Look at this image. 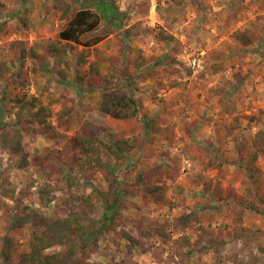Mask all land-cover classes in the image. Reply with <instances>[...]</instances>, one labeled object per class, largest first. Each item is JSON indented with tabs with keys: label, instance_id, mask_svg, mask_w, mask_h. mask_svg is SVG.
Masks as SVG:
<instances>
[{
	"label": "rangeland",
	"instance_id": "374dc122",
	"mask_svg": "<svg viewBox=\"0 0 264 264\" xmlns=\"http://www.w3.org/2000/svg\"><path fill=\"white\" fill-rule=\"evenodd\" d=\"M50 1L0 0V122L22 129L30 155V165L22 169L20 157L0 147L5 177L0 264L6 235L15 240L13 260L28 249L32 228H11L12 216L34 210L62 216L73 195L97 188L95 217L102 220L108 211L100 194L109 189L106 173L120 179L121 190L113 198L122 218L118 230L124 228L139 242L131 252L126 239L118 235L114 242L115 233L104 231L85 247L94 264H264V174L253 192L246 174L253 136L264 129V119L255 123L246 117L264 111V0H70L75 7L86 2L96 11L112 5L123 12L120 29L102 20L93 35L109 33L91 55L59 38L63 23L48 11ZM132 26L139 33L125 42L124 30ZM160 28L172 32L176 42L157 40ZM238 32L252 42L241 43ZM55 46L66 47L68 55L55 52ZM21 47L35 48L47 62L21 58ZM143 58L146 65L138 66ZM66 60L71 68H65ZM94 60L105 76L112 63L130 66L128 89L142 102L138 119L99 116L100 92L84 93L75 82L76 72L87 71ZM59 70H65V79ZM141 70L147 76L140 77ZM117 80L124 82L120 72ZM22 96L36 97L37 108L52 112L50 127L28 122L37 110L29 104L18 116L15 100ZM222 99L235 110L232 114H223ZM85 120L96 122L90 132L108 141L128 139L133 149L120 161L100 151L106 171L89 167L78 139ZM257 166L264 170L263 159ZM140 173L148 174L150 185L166 187V204L155 203L146 186L134 184ZM42 187L57 195L47 205L40 201ZM190 212L202 221L178 226L177 218Z\"/></svg>",
	"mask_w": 264,
	"mask_h": 264
},
{
	"label": "trees",
	"instance_id": "16d2710c",
	"mask_svg": "<svg viewBox=\"0 0 264 264\" xmlns=\"http://www.w3.org/2000/svg\"><path fill=\"white\" fill-rule=\"evenodd\" d=\"M47 7L48 11L58 13L60 21L63 23L58 34L59 38L67 43L83 46L87 49L88 55L92 54L93 48L109 33L106 32L103 36L93 35L98 30L103 19L109 21V23L114 22L119 29L124 26L123 12L112 5L109 10L105 6L100 5L96 11L86 5V2L81 4L80 7H75L74 3L70 0H51ZM124 31L125 42L139 33L133 26L127 27ZM156 38L162 42H176L175 35L165 28L159 29L156 33ZM236 38L243 44H248L253 40L245 32H238ZM53 49L55 52L68 55L66 47L55 46ZM19 55L21 58L30 56L35 63L38 59L43 64L47 62L46 55L39 53L35 48L27 49L26 47H21ZM173 59L175 60V58ZM146 63L147 59L143 58V62L138 64V66L141 65L142 67ZM65 65V68H71L69 60L65 61ZM100 65L101 62L99 60H94L89 62L87 71H77L75 76L76 84L83 85L79 87L84 93L86 91L100 92L98 103L99 116L109 117L118 121L138 119L142 102L133 91L128 89V86L132 84L130 81L132 77L130 66H118L112 63L109 66V75L105 76L101 72ZM35 69H38V67ZM143 70L138 74L140 77L147 76V72ZM119 72L124 84L118 83ZM58 74L65 79V70H59ZM19 76L21 75L19 74ZM99 79H103L106 83H99ZM36 100V97H33L31 101L25 100V96L17 97L15 101L19 107L17 110L18 116L21 117L23 109H26L28 104L33 109L37 108ZM223 101L222 99L221 110L223 114H232L235 110L227 106L228 103ZM51 113L46 107L40 106L36 111L31 112V118H28V122H37L46 129L50 127L47 125V116ZM261 113H264V111L260 110L246 117L251 122L256 123L264 119L261 117ZM63 117L64 114L61 113L59 120L61 121ZM238 119L239 117L236 116L235 120L238 121ZM89 127L92 131L96 130V122L85 120L78 131L80 156L84 155L87 158L89 167L93 168L97 166L106 171L107 163L100 151L109 152L117 161H120L134 147L133 143L128 139L120 138L108 141L101 138L90 132L88 130L90 129ZM252 141V150L249 153L248 164L246 166L247 185L249 183L253 184L252 186L248 185L247 189L250 192H253L257 187V182L260 180L258 175L264 174L263 168L257 166L259 159H263L264 161V129L256 131ZM0 147L5 149L9 154L20 157V167L22 169L30 165V155L26 150L25 135L19 126H12L3 120L2 123L0 122ZM105 177L109 182V189L100 192V194L107 201V205H105L108 211L101 216L102 220L95 217L98 204L94 202V197L95 193L99 191L97 188H94L93 192L88 195H73V198L69 200L71 206L67 210V213L62 216H48L39 210L25 211L17 216H12L11 228L23 229L25 226L30 225L32 230L27 238L28 249L22 252L18 260H13L14 253L12 247L15 244V240L9 235L4 237L5 245L2 248L3 264H94L87 259L85 247L88 246L90 238H95L104 231L110 230L116 235L113 238L114 242H118V235L119 237L122 236L129 242L127 244L128 250L132 252L139 239L124 228L118 230V225L122 222V218L113 198L121 190L120 179L118 177H111L108 173H106ZM4 179L5 177L0 173V184L4 182ZM134 184L146 186L155 203H167L166 187L160 184L150 185L148 174L144 175L140 173ZM8 194L6 192V195ZM56 198L57 195L53 188L42 187L40 201L43 205L51 203ZM77 200L82 202L83 207L77 203ZM201 221V217L197 212H190L177 218V225L181 228H189ZM202 228L207 232L205 227ZM159 231L163 237H170L164 229H160ZM92 241L95 243V240Z\"/></svg>",
	"mask_w": 264,
	"mask_h": 264
},
{
	"label": "built area",
	"instance_id": "2783aa9c",
	"mask_svg": "<svg viewBox=\"0 0 264 264\" xmlns=\"http://www.w3.org/2000/svg\"><path fill=\"white\" fill-rule=\"evenodd\" d=\"M194 63H196V60L194 61Z\"/></svg>",
	"mask_w": 264,
	"mask_h": 264
}]
</instances>
